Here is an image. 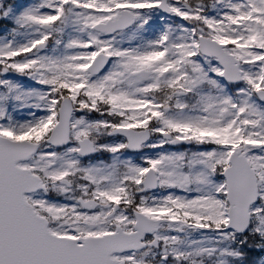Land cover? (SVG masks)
<instances>
[{"label":"snow or ice","instance_id":"6c2138e0","mask_svg":"<svg viewBox=\"0 0 264 264\" xmlns=\"http://www.w3.org/2000/svg\"><path fill=\"white\" fill-rule=\"evenodd\" d=\"M0 264H264V0H0Z\"/></svg>","mask_w":264,"mask_h":264}]
</instances>
